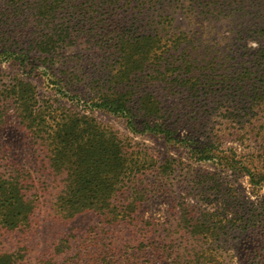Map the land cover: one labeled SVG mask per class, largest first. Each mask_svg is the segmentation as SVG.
Masks as SVG:
<instances>
[{"label": "rangeland", "instance_id": "obj_1", "mask_svg": "<svg viewBox=\"0 0 264 264\" xmlns=\"http://www.w3.org/2000/svg\"><path fill=\"white\" fill-rule=\"evenodd\" d=\"M119 3L100 26L159 34L164 42L181 35L184 41L171 60L180 67L174 76L187 81L171 87L151 65L136 81H111L120 69L119 54L110 57L93 41L79 39L66 49L53 78L41 77L42 64L34 58L25 68L0 64V92L15 81L32 82L40 97L52 95L56 107H69L129 84L125 89H134L136 97L159 100L178 140L135 133L124 117L92 110L123 141L132 165L137 163V174L113 199L133 210L132 219L117 221L94 210L65 218L55 210L62 178L51 172L46 151L12 106L4 109L0 101L6 122L0 126V173L19 172L35 204L29 225L14 230L0 225V252L14 254V264H264V180L217 158L198 160L192 152L210 147L219 156L236 155L252 172H264V0L240 10L214 8L222 0ZM153 71L159 78L150 81ZM44 81H59L76 100L47 91ZM182 138L189 144L179 142ZM189 220L198 234L190 233Z\"/></svg>", "mask_w": 264, "mask_h": 264}, {"label": "trees", "instance_id": "obj_2", "mask_svg": "<svg viewBox=\"0 0 264 264\" xmlns=\"http://www.w3.org/2000/svg\"><path fill=\"white\" fill-rule=\"evenodd\" d=\"M262 1L222 0L213 5L216 9L240 10L250 5L259 7ZM119 6L122 7L119 0H0V64L8 62L25 68L34 58L42 64H39L43 67L41 77L53 78L57 63L66 56V49L77 44L79 39H88L104 48L110 57L116 58L119 54L115 63L120 69L112 74L111 81H136L138 73L148 65L155 67L162 81L169 82L171 87L178 81H187L179 80L180 73L174 76L180 67L171 60L175 55L172 50L179 49L184 41L181 35L164 42V37L159 34H136L100 26L108 22L107 17ZM162 67L165 70L160 72ZM149 76L150 81L159 78L155 71ZM59 83L44 81V87L47 91L54 88L55 95L75 101L71 99L69 89L59 87ZM125 87L98 91L96 98L69 107H56L53 103L56 97L50 93L48 97H40L32 82L15 81L0 92L2 107L12 106L22 127L46 151L51 172L62 178L63 190L56 200L55 210L65 218L94 210L117 221L132 219L130 213L133 210L118 207L113 199L117 190L137 174L134 168L137 163L132 165L123 141L113 130L99 123L92 110L100 109L124 117L135 133L150 132L168 140H178L166 124L169 116L162 112L159 100L149 95L136 97L134 89ZM2 113L0 126L6 123ZM179 142L189 144L184 138ZM197 148L191 150L198 160L217 158L221 163L240 168L252 178L257 175L264 180V172H252L236 155L219 156L210 147ZM238 164L242 165L238 167ZM17 174L0 173V225L8 230L29 225L35 208L34 201L25 192L23 177L19 172ZM188 223L190 233L198 234L196 225L191 220ZM14 257V254L0 252V264H14ZM190 264L202 263L196 260Z\"/></svg>", "mask_w": 264, "mask_h": 264}]
</instances>
